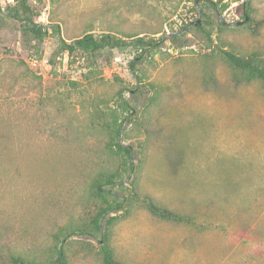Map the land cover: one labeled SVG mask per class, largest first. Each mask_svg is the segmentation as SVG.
I'll use <instances>...</instances> for the list:
<instances>
[{
    "label": "rangeland",
    "instance_id": "1",
    "mask_svg": "<svg viewBox=\"0 0 264 264\" xmlns=\"http://www.w3.org/2000/svg\"><path fill=\"white\" fill-rule=\"evenodd\" d=\"M242 1H197L211 41L187 24L194 0H29L42 39L0 13V264H55L59 249L66 264H104L98 221L122 264H264V90L222 54L264 67V0H245L252 21L236 24ZM185 24L146 52L130 42ZM88 32L130 44L62 50ZM109 177L129 202L100 216L115 197L93 185Z\"/></svg>",
    "mask_w": 264,
    "mask_h": 264
},
{
    "label": "trees",
    "instance_id": "2",
    "mask_svg": "<svg viewBox=\"0 0 264 264\" xmlns=\"http://www.w3.org/2000/svg\"><path fill=\"white\" fill-rule=\"evenodd\" d=\"M13 3H8L5 5V7H1L0 5V13L9 16L11 18H14L18 20L21 24V27L24 31L30 32L33 34L36 38L42 39L47 35V26L42 25L41 23H37L35 19L39 15L38 12L34 11L33 7L31 6L29 0H13ZM198 1V0H197ZM214 6L217 5V2H221L222 0H217V1H212L209 0ZM195 2V0H194ZM196 4V3H195ZM245 0L242 1L241 6L243 7V13H242V18H243V23H250L252 19L249 16V12L247 9H245ZM197 6L198 4L193 6V10L197 11ZM198 13V11H197ZM247 17V19H245ZM197 20V19H196ZM194 20V21H196ZM194 21H191L190 23L187 24H194ZM237 22V21H236ZM235 22V23H236ZM180 26L177 30H172L170 33L163 34L161 37H150L147 39H144V37H135L132 39L133 43H136L137 45L141 46V48L146 52V50H152L153 48L157 47L159 44L163 43L167 39H171L176 37L177 35L183 34L186 31V26ZM208 23L204 21L203 23H200V21L197 24H194L196 29L200 32H202L204 37L208 40H212V35L211 31L206 28L205 25ZM219 27H222V24L220 21L218 22ZM134 35H138L134 34ZM126 39H123L121 37H117L114 34L111 33H100L98 35H95L92 32H88L83 34L82 36L74 37L70 40H61V48L64 50V52H67L68 54H73L76 51H81V52H91L95 53L98 52L101 49H104L105 47L108 48H114V47H121V46H126L130 44ZM222 54L225 58V60L234 68L237 70L243 72L245 75V80H250L251 78L257 76L261 79L262 85H263V90H264V67L260 66L252 58H243L240 56L235 55L234 53L230 51L223 50ZM136 59L132 60L131 63V68L134 70L133 63L135 62ZM122 104H126L124 101H122ZM115 138L120 134V129L119 126L117 129L114 131ZM113 142V145L115 146V149L117 152H120L126 156V158L131 161L129 162V169L131 172H133V153H132V147L130 145H124L120 144L118 141ZM116 184V181L114 178H107L106 181L101 182V181H96L94 186V189L96 193L102 197H109V196H114L116 195L115 192H113L111 189L104 188L102 187L103 185H113ZM146 198V197H145ZM114 205H109L105 209L102 210L100 213V216L106 212L110 211L113 213L120 212L124 209L125 204L129 202V199L127 197H123L120 200H116ZM147 206L148 209L153 213L158 215L159 217H163L165 219H177L181 220V217L178 213H175L171 210L165 209L163 207H160L159 204H155L154 200L150 197H147ZM113 220L114 218L111 217ZM103 224L101 221H98L95 223V230L100 234V239H99V244H100V251L102 253V259L104 264H122L119 260H115L112 256L111 250L109 246L107 245V236L105 233V229L103 230ZM105 227V225H104ZM11 264H36L32 263L31 261L25 260L24 258L20 256H11ZM55 264H66L65 262V256L62 253V249H59L57 258L55 259Z\"/></svg>",
    "mask_w": 264,
    "mask_h": 264
},
{
    "label": "water",
    "instance_id": "3",
    "mask_svg": "<svg viewBox=\"0 0 264 264\" xmlns=\"http://www.w3.org/2000/svg\"><path fill=\"white\" fill-rule=\"evenodd\" d=\"M195 3L197 4V0H195ZM197 11H198V19L196 21H194V24H197L200 21L199 16L201 14V10H200V8L198 6H197ZM245 19H247V17H245ZM242 22L243 21H237L236 24H241ZM220 23L222 25H225L226 24V21H224L223 19H221L220 20Z\"/></svg>",
    "mask_w": 264,
    "mask_h": 264
},
{
    "label": "built area",
    "instance_id": "4",
    "mask_svg": "<svg viewBox=\"0 0 264 264\" xmlns=\"http://www.w3.org/2000/svg\"><path fill=\"white\" fill-rule=\"evenodd\" d=\"M30 62H31V64H33V65H36L38 62H37V59H35V58H31L30 59Z\"/></svg>",
    "mask_w": 264,
    "mask_h": 264
}]
</instances>
